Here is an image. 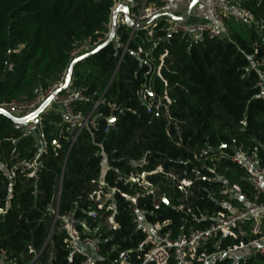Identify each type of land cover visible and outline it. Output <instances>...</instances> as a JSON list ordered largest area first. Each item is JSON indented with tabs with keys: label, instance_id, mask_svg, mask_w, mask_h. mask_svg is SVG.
I'll return each instance as SVG.
<instances>
[{
	"label": "trees",
	"instance_id": "16d2710c",
	"mask_svg": "<svg viewBox=\"0 0 264 264\" xmlns=\"http://www.w3.org/2000/svg\"><path fill=\"white\" fill-rule=\"evenodd\" d=\"M160 2L148 0V4ZM244 5L262 21V29L232 16L234 21L226 22L227 32L217 39L195 43L170 35L157 45L140 30L129 49L150 50L145 60L128 51L119 64L123 46L111 42L75 64L71 89L81 90L83 97L73 101L74 112L89 116V127L72 144L77 120L68 122L60 105L43 115L49 148L33 177L21 168L14 179L8 173L18 160L35 158L38 134L0 114V164L6 165L5 171L0 170V210H6L0 213V250L19 262L32 257V247L42 251L37 264H80L82 257L69 259L66 235L58 230V222L51 232L50 205L59 201V215H73L84 236L98 238L99 264H120L121 255L131 251L136 264L134 250L145 237L123 197L115 198L117 230H107L102 217L90 215L97 207L88 194L96 186L92 180L102 174L106 156L111 183L120 173L163 167L164 173L149 179L168 204L155 209L150 196L139 199L148 210V223L167 221L164 231L171 230L173 238L208 226L209 217L223 209L228 197L222 193V181L207 179L213 174L203 164L241 185L244 172L229 159L237 148L258 147L264 166V95L258 86L264 67H253L264 58V4L248 0ZM112 6V0H0V104L32 99L36 91L50 87L68 69L76 45L104 35ZM120 32L126 43L130 29ZM166 52L161 73L167 86L156 73ZM148 86L156 96L168 92L169 112L164 106L147 111L139 92ZM55 141L60 148H54ZM142 159L147 163L136 165ZM192 169L201 171L198 178ZM168 173L180 178L191 175L193 193H181ZM212 264H264V257H222Z\"/></svg>",
	"mask_w": 264,
	"mask_h": 264
},
{
	"label": "built area",
	"instance_id": "2783aa9c",
	"mask_svg": "<svg viewBox=\"0 0 264 264\" xmlns=\"http://www.w3.org/2000/svg\"><path fill=\"white\" fill-rule=\"evenodd\" d=\"M112 1L113 6L107 24V31L97 40L76 45L70 52L71 61L105 44L109 40L114 27L115 34L111 42L123 46L119 64L128 51L140 57L142 61L149 57L150 50L143 46H139L135 50L129 49L130 41L135 37L136 32L140 30L145 31L148 42L157 45L170 35H182L195 43L205 38L217 39L227 32L226 22L231 16L238 20H245L250 24L255 23L259 29L263 28L262 21H257L254 13L244 5L248 0H212L209 4L210 17L206 21L187 22V20L180 21L170 15H164L155 18L143 27H138V25L161 12L170 11L174 15L183 16L193 0H161L160 4H148V0H141L140 2L137 0ZM204 1L201 0L200 2ZM257 1L264 4V0ZM126 7L128 12H126ZM193 12L190 13L189 17L193 15ZM122 29H130L126 43L122 41V33L120 32ZM167 56V52L160 56L156 72L166 86L168 83L162 76L161 69ZM253 67L256 69L264 67V58L253 64ZM67 70L50 87L36 91L32 99H14L1 103L0 107L15 113V115L18 114L17 116H25L37 110L52 95L53 100L45 109V114L54 105H60L68 122L79 121L77 131L73 136V144L80 132L89 127L90 117L74 112L73 101L82 98L83 93L81 90L71 89L72 80L65 92L55 95V90L65 83ZM258 86L264 95V70ZM139 96L142 103L146 104L148 112H152L154 108L158 109L161 106H164L169 112L168 109L172 100L167 91L162 96H156L153 88L148 86L141 89ZM42 118L43 115L31 122L37 125L39 151L33 160H18L9 170L8 175L10 178L14 179L16 177L18 168L28 171V175L33 177L42 165L39 158L49 148L42 127ZM92 127H95V125L93 124ZM53 145L54 148L61 147L57 141ZM101 152L105 154L104 148L101 149ZM105 159L106 163L103 165L102 174L99 179L92 180V183L96 186L88 194V199L97 207V209L90 212V215L94 219L102 217L107 230H117L119 225L115 219V198L117 195L123 197L128 203L136 227L145 237L138 244L137 249L134 250L138 258L136 264H169L171 260L176 261L178 264H212L214 259L222 257L247 258L252 255L264 257V166L260 163L258 147L251 150L239 147L230 155V161L244 172L243 185L236 182L230 183L223 175L217 173L214 167L203 164L202 167L213 174V176L207 177L208 180L213 179L224 183L222 193L227 195L228 200L222 204L223 209L218 210L209 217L210 222L207 227L193 230L189 234H181L178 238H173L171 230L164 231L168 224L167 221L148 223L145 218L148 210L145 206L139 204L140 197L147 196L151 197L155 209H159L161 204L164 203V196L160 193L158 186L154 185L149 179L152 175L164 173L163 167L159 166L152 171L140 172L135 169L129 173H120L111 183L107 180L110 170L107 156ZM145 163H147V160L142 159L136 162V165L142 166ZM0 170L5 171L6 165L0 164ZM192 172L198 178L197 176H200L201 171L192 169ZM167 177L172 185L177 187L185 196L193 193L194 178L191 175L180 178L179 175L168 173ZM120 185L129 186L134 191L127 192ZM58 207L59 201L56 205H50V214L53 215L54 221L51 232L54 231V226L58 222V230L66 235L65 241L67 249L70 251L69 259L82 257L80 264H99L101 247L98 238L84 236L85 230L81 232L77 228L79 221L71 214L59 215ZM99 211H101V215ZM5 212L6 210H0L1 214ZM83 225L85 229H88L85 223ZM94 231H97V229ZM225 244L226 246H224ZM41 252L29 247V253L32 254V257L29 260L22 257L19 262L1 249L0 264H37ZM132 252L121 255L119 263L134 264L132 262Z\"/></svg>",
	"mask_w": 264,
	"mask_h": 264
},
{
	"label": "water",
	"instance_id": "95a60500",
	"mask_svg": "<svg viewBox=\"0 0 264 264\" xmlns=\"http://www.w3.org/2000/svg\"><path fill=\"white\" fill-rule=\"evenodd\" d=\"M200 1L201 0H195V2L190 3L187 11L185 12V14L183 16L174 15L170 11L161 12L159 14L154 15L152 18L148 19L147 21L139 24L138 27L146 26L147 24L151 23L155 18H157L159 16H164V15H170L172 18H174L176 20L185 21L188 19L190 13H192L194 11L195 7L198 5V3ZM126 12H128L127 7H126ZM114 34H115V27L113 28V30L111 32V36H110L109 40L105 44L97 47L96 49H94L90 52L84 53V54L76 57L74 60L71 61V63L69 64L68 70H67L65 83L62 87H59L55 90V95H59L68 89L70 82L72 80L73 69H74L75 64L82 62V61H85L86 59L94 56L101 48H103L107 44L111 43V41L114 37ZM52 100H53V96L51 95L50 97H48V99H46L45 102H43L40 105V107L37 110H35L34 112L29 113L25 116L14 115L12 112H10L7 109H4L2 107H0V114L8 117L9 119H11L14 123H16L18 125H27V124L35 121L37 118L41 117L42 115H44L45 109L49 106V104L51 103ZM110 121H113V118H111ZM163 201L166 204L168 203V199L165 196L163 197Z\"/></svg>",
	"mask_w": 264,
	"mask_h": 264
},
{
	"label": "crops",
	"instance_id": "0c3cea01",
	"mask_svg": "<svg viewBox=\"0 0 264 264\" xmlns=\"http://www.w3.org/2000/svg\"><path fill=\"white\" fill-rule=\"evenodd\" d=\"M212 0H205L204 2H199L194 9V21H206L210 17V7L209 4Z\"/></svg>",
	"mask_w": 264,
	"mask_h": 264
},
{
	"label": "rangeland",
	"instance_id": "374dc122",
	"mask_svg": "<svg viewBox=\"0 0 264 264\" xmlns=\"http://www.w3.org/2000/svg\"><path fill=\"white\" fill-rule=\"evenodd\" d=\"M193 19H194V14L191 15V16L187 19V22H193V21H194ZM234 20H235V17H234ZM234 20H233V17H232V16L228 19L229 22L234 21ZM57 107L59 108L58 105H54V106H53L54 109L57 108ZM13 114L15 115V113H13ZM16 115H18V114H16ZM29 125H31V126H35V128H36V124H34V123H29V124L25 125V127H24L25 131H26V132L33 131L34 134H35V132H36V134H38V132H37V128L35 129V128L33 127V129L30 130ZM78 125H79V121H77V122L74 124L75 127L78 126ZM252 256H255V255H252Z\"/></svg>",
	"mask_w": 264,
	"mask_h": 264
},
{
	"label": "snow or ice",
	"instance_id": "6c2138e0",
	"mask_svg": "<svg viewBox=\"0 0 264 264\" xmlns=\"http://www.w3.org/2000/svg\"><path fill=\"white\" fill-rule=\"evenodd\" d=\"M193 2H195V0H193Z\"/></svg>",
	"mask_w": 264,
	"mask_h": 264
}]
</instances>
